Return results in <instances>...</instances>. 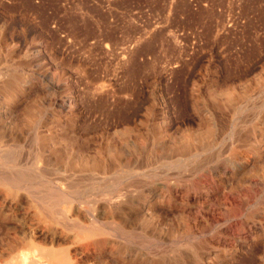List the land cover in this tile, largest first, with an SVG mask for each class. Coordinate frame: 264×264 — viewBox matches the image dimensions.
Instances as JSON below:
<instances>
[{
  "label": "rangeland",
  "instance_id": "obj_1",
  "mask_svg": "<svg viewBox=\"0 0 264 264\" xmlns=\"http://www.w3.org/2000/svg\"><path fill=\"white\" fill-rule=\"evenodd\" d=\"M50 251L264 264V0H0V264Z\"/></svg>",
  "mask_w": 264,
  "mask_h": 264
},
{
  "label": "bare ground",
  "instance_id": "obj_2",
  "mask_svg": "<svg viewBox=\"0 0 264 264\" xmlns=\"http://www.w3.org/2000/svg\"><path fill=\"white\" fill-rule=\"evenodd\" d=\"M159 156H161V155H159ZM247 158V157H246ZM244 164V163H243ZM211 192V191H210ZM213 192V191H212ZM175 193H176V191H175ZM181 193V192H180ZM164 194V193H163ZM212 194V193H211ZM159 195V194H158ZM161 195V194H160ZM175 195V194H174ZM187 195V194H186ZM164 196V195H163ZM162 196V197H163ZM180 196H181V194H180ZM167 197V196H166ZM172 197V196H171ZM174 197V196H173ZM178 197V196H177ZM183 197V196H182ZM196 197V196H195ZM60 198V197H59ZM188 198V197H187ZM186 198V199H187ZM166 199V198H165ZM168 199V198H167ZM172 199V198H171ZM177 199V198H176ZM179 199V198H178ZM183 199V198H182ZM156 200V199H155ZM159 200V199H158ZM170 200V199H169ZM173 200V199H172ZM200 200V199H199ZM168 201V200H167ZM185 201V200H184ZM195 201V200H194ZM211 201V200H210ZM178 202V201H177ZM198 202V201H197ZM200 202V201H199ZM193 203V202H192ZM206 203V202H205ZM195 204V203H194ZM209 204H210V202H209ZM213 204V203H212ZM169 205V204H168ZM182 205H183V203H182ZM196 205V204H195ZM214 205V204H213ZM185 207V206H184ZM203 207V206H202ZM176 208H178V207H176ZM179 209V208H178ZM182 209V208H181ZM209 210V209H208ZM211 210H212V208H211ZM213 210H214V208H213ZM196 211V210H195ZM124 212V211H123ZM197 212V211H196ZM195 212V213H196ZM210 212V211H209ZM116 213V212H115ZM120 213V212H119ZM125 213H127V212H125ZM185 213V212H184ZM207 213V212H206ZM114 214V213H113ZM127 214H129V213H127ZM126 214V215H127ZM194 214V213H193ZM210 214V213H209ZM213 214V213H212ZM192 215V214H191ZM195 215V214H194ZM97 216V215H96ZM100 216V215H99ZM103 216V215H102ZM189 216V215H188ZM196 216V215H195ZM94 217V216H93ZM117 216H115V218H116ZM127 217H128V215H127ZM190 217V216H189ZM192 217V216H191ZM118 218V217H117ZM123 218V217H122ZM129 218V217H128ZM199 218V217H198ZM200 218H201V216H200ZM100 219V218H99ZM101 219H102V217H101ZM120 219V218H119ZM191 219V218H190ZM123 220V219H122ZM204 220V219H203ZM124 221V220H123ZM198 221V220H197ZM200 221V220H199ZM184 222V221H183ZM202 222V221H201ZM128 223V222H127ZM189 224H191V223H189ZM94 226H95V224H94ZM184 226V225H183ZM205 226V225H204ZM203 226V227H204ZM108 227V226H107ZM106 227V228H107ZM126 227V226H125ZM194 227V226H193ZM207 227H209V226H207ZM188 228V227H187ZM197 228V227H196ZM208 229V228H207ZM206 229V230H207ZM128 230V229H127ZM195 230V229H194ZM191 231V230H190ZM203 231V230H202ZM217 233V232H216ZM192 234V233H191ZM115 235V234H114ZM117 235V234H116ZM194 235V234H193ZM198 235V234H197ZM236 235V234H235ZM118 236V235H117ZM232 236V235H231ZM200 237V236H199ZM100 238V237H99ZM215 238V237H214ZM245 238V237H244ZM253 238V237H252ZM95 239H97V238H95ZM202 239V238H201ZM213 239V238H212ZM105 240V239H104ZM206 240V239H205ZM239 240V239H238ZM214 241V240H213ZM203 242V241H202ZM211 242V241H210ZM228 242H232V241H228ZM233 243V242H232ZM26 244V243H25ZM34 244V243H33ZM191 244V243H190ZM195 244V243H194ZM193 244V245H194ZM218 244V243H217ZM28 245V244H27ZM101 245V244H100ZM104 246V245H103ZM51 248V247H50ZM48 250V249H47ZM53 250H56V249H53ZM59 251V250H58ZM57 251V252H58ZM45 252V251H44ZM30 253H32V252H30ZM184 253V252H183ZM22 255V254H21ZM46 255V254H45ZM63 255V254H62ZM27 256H29V255H27ZM47 256V255H46ZM48 256H49V258H50V260H51V262H50V264H62V262L65 260V262H66V258L64 259L63 257H59V256H57L55 253H53L52 251H50L49 253H48ZM67 256V255H66ZM65 256V257H66ZM25 258V257H24ZM23 258V261L24 262H26L25 264H27V261H29V260H27V259H24ZM27 258V257H26ZM33 258H35V257H33ZM36 258H38V256L36 257ZM70 258V257H69ZM29 259V258H28ZM37 260V259H36ZM40 260V259H39ZM41 261V260H40ZM22 263V262H21ZM20 263V264H21ZM37 263V262H36ZM43 263V262H42ZM41 263V264H42Z\"/></svg>",
  "mask_w": 264,
  "mask_h": 264
}]
</instances>
